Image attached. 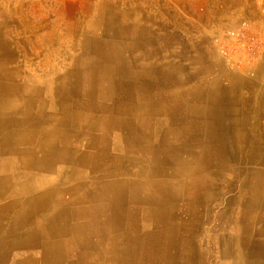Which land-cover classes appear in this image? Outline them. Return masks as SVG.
I'll use <instances>...</instances> for the list:
<instances>
[{
  "label": "crops",
  "instance_id": "crops-1",
  "mask_svg": "<svg viewBox=\"0 0 264 264\" xmlns=\"http://www.w3.org/2000/svg\"><path fill=\"white\" fill-rule=\"evenodd\" d=\"M2 7L0 264H155L160 254L145 249L160 239L141 235L158 208L190 222L172 240L179 264L193 263L194 244L214 264L230 239L264 262V222L247 213L264 216V175L239 172L264 168V55L211 61L200 45L189 55L192 44L174 33L165 45L82 34L73 52L43 23L9 39ZM179 41L183 60L154 59ZM254 180L255 191L243 186ZM236 226H245L239 236ZM130 229L137 239L123 236ZM130 243L137 252H125Z\"/></svg>",
  "mask_w": 264,
  "mask_h": 264
},
{
  "label": "rangeland",
  "instance_id": "rangeland-1",
  "mask_svg": "<svg viewBox=\"0 0 264 264\" xmlns=\"http://www.w3.org/2000/svg\"><path fill=\"white\" fill-rule=\"evenodd\" d=\"M1 4L13 33L9 39L34 35L43 23L45 31L58 30L62 44L73 52L81 50L78 43L100 7V20L106 24L125 13L130 21L143 14L141 23L153 36H163V45L170 44L168 38L174 33L192 44L191 56H197V45L211 61L234 62L264 55V0H0ZM110 37V43L119 42L114 39L117 35ZM171 49L175 54L164 50L154 59L170 61L179 54L178 59L183 60L180 41Z\"/></svg>",
  "mask_w": 264,
  "mask_h": 264
},
{
  "label": "bare ground",
  "instance_id": "bare-ground-1",
  "mask_svg": "<svg viewBox=\"0 0 264 264\" xmlns=\"http://www.w3.org/2000/svg\"><path fill=\"white\" fill-rule=\"evenodd\" d=\"M97 11L96 13H94L93 15V18H91V20L89 21L88 25L86 26V33L87 34H92V33H95V34H104V36H106L107 38H105L104 40L106 39H109L112 38L110 36L112 35H117V38H114L116 40H118L119 42L118 43H110L109 41V44L110 45H122V43L120 42L124 37L128 36V34H135V35H138V36H146V38L148 39L149 42H151L152 40H150L151 38H155L153 40H156V42L160 41L162 42V44L164 43L162 41L163 39V36L162 37H155V36H152V31L151 29L148 27H145L143 26V24L141 23L140 19H142L143 17V14H139L141 16H136L134 19H132V21H130V17L127 13H125L124 15L122 14L120 18H118V21H116L114 18H111L109 19L111 21V24L114 23V25H111L110 23L109 24H106L104 23L103 21L100 20V16H102V12L100 7L96 8ZM138 14V13H137ZM116 22H118L117 24H115ZM142 34V35H141ZM109 36V37H108ZM97 37V36H96ZM132 37V36H131ZM141 37V38H142ZM58 38V37H57ZM175 38V35H171L169 36L168 38V43H171L172 42V39ZM140 39V37H139ZM99 41L101 44H105L106 45V42H103L102 41V38H99ZM129 40V39H128ZM127 42V41H126ZM81 43V42H80ZM188 43V42H187ZM42 44V43H41ZM80 45V44H79ZM128 46V45H127ZM133 46V45H131ZM148 46V45H147ZM100 47V46H99ZM129 48V47H127ZM61 49V48H60ZM130 49V48H129ZM149 49V48H148ZM153 51V49H151ZM151 51V52H152ZM143 53V52H142ZM125 55V54H124ZM136 55V54H135ZM150 56V55H149ZM141 58V57H140ZM150 58V57H149ZM144 58H142L143 60ZM139 60V59H138ZM117 61V60H116ZM124 61V60H122ZM128 61V60H127ZM136 61V60H135ZM120 62V61H119ZM125 62V61H124ZM122 64V62H121ZM246 75V74H245ZM6 76V74H5ZM256 78V77H255ZM261 78V77H259ZM9 82V81H8ZM7 82V83H8ZM11 82V81H10ZM9 82V83H10ZM6 83V82H5ZM6 85V84H5ZM2 86L0 87V93H6L7 89L6 87L7 86ZM30 89V88H29ZM12 90V89H11ZM10 91V89H9ZM264 118V117H263ZM244 123V122H243ZM242 123V124H243ZM240 124V123H239ZM254 126H257L259 127L260 126V123H254L253 124ZM247 126V125H246ZM263 127V126H262ZM245 129V128H244ZM261 135V134H260ZM10 136V135H9ZM5 137V136H4ZM37 137V135H36ZM7 139V138H6ZM9 139V138H8ZM7 139V140H8ZM243 139V138H242ZM5 140V139H4ZM6 141V140H5ZM10 142V141H9ZM7 143V142H6ZM245 143V141H244ZM257 154V153H256ZM240 157V156H238ZM261 158V157H259ZM245 160V159H243ZM247 163V162H246ZM255 163V162H254ZM245 164V163H244ZM252 164H247L245 166H243L242 168V171H239V172H242L244 175H248L250 174L252 177L253 175L256 176V178L259 179V182L262 178V176L264 175V168H256L255 166H251ZM241 166V165H240ZM264 166V165H263ZM201 166L199 165H196L195 166V171L199 172L201 170L200 168ZM239 167V166H237ZM234 173V172H233ZM238 173V172H237ZM217 175V174H216ZM38 183H40L38 181ZM6 184V183H5ZM245 186V188H251L253 189V191H255L257 188H260V185L261 184H258V183H255V180H254V183L253 185L250 187L249 185H247V183L244 181L243 183ZM244 188V189H245ZM263 188V187H262ZM46 195V194H45ZM41 197V196H40ZM151 197H148V200H150ZM45 200V199H44ZM258 200V199H257ZM46 201H48L46 199ZM156 201L159 203L160 200H158V198H156ZM20 203V202H19ZM31 203V202H30ZM48 203V202H47ZM228 203V202H227ZM236 203V202H235ZM240 203V202H239ZM171 204V203H170ZM261 204V203H260ZM18 205V204H17ZM49 205V204H48ZM171 205H174V204H171ZM244 205V204H243ZM246 205V204H245ZM31 206V204H30ZM159 207H162L161 204L158 205ZM234 206V205H233ZM240 206V204H239ZM27 207V206H26ZM249 207H251V203L249 205ZM50 208V207H49ZM26 209V208H25ZM245 209V208H244ZM248 211L251 210V209H247ZM255 210V209H254ZM59 211V210H58ZM244 211V210H243ZM27 212V210H26ZM173 212V211H172ZM29 213V212H28ZM41 213V212H40ZM186 213V212H185ZM189 213H191V211H189ZM197 213V212H196ZM196 213H194V216H195V219H193V221H191V223L193 224L196 219H197V215ZM249 213V216L251 215V222L254 223L256 221H261L260 219L263 220L264 222V216H261L260 214H256L254 212H247ZM52 214V213H51ZM50 214V215H51ZM58 215V214H57ZM31 216V215H29ZM60 216V215H59ZM184 216V215H183ZM168 217H173L172 219L171 218H168ZM238 217L239 215H237L236 217L234 218H231L232 221L235 223V224H239L238 222ZM245 217V215H244ZM242 217V218H244ZM253 217V218H252ZM34 218V217H33ZM176 218V219H175ZM131 218L129 217V220L127 221L128 224H131L132 225V221L130 220ZM19 220V219H18ZM44 220V219H43ZM45 221V220H44ZM149 225H151L152 223L154 224V228L153 230H150L149 227L148 229H145L143 234L141 235V238L145 236V238H158L160 240H157V243L155 244H152L150 245L151 246V249H149V244H147V248L145 249V252L146 253H150V252H153L154 249L156 251V253H159L160 254V260L159 262L155 263V264H179L181 261L179 259H176V256L173 255L172 256V253H173V249H174V244H173V241L172 240H178V237H183L182 234H179L181 231L183 230H186V228L190 225V222L187 220V219H183V218H180V215L179 217L175 216V213H169V211H166V208H163V209H154L152 211H149L147 212L146 214V220H145ZM262 222V221H261ZM34 223V222H33ZM252 223H250L249 225H251ZM30 224V223H29ZM152 224V225H153ZM234 225V224H233ZM58 226V225H57ZM60 226V224H59ZM156 226V227H155ZM248 226V225H246ZM237 227V232H236V236H239L241 231L243 230L244 231V227L243 226L242 228L238 226ZM198 229V228H197ZM249 229V227H248ZM35 230V229H34ZM33 231V230H32ZM39 231V230H38ZM47 231V230H46ZM199 231V230H198ZM17 232V231H16ZM21 232V231H20ZM37 232V231H35ZM33 231V233H35ZM154 232L155 233H159L157 235H154ZM182 235V236H181ZM33 236V235H32ZM123 236L125 238L128 237V240H135L137 238H135L136 236L134 235V231L133 230H126V232H124ZM58 237V236H56ZM234 237V236H233ZM15 238V237H14ZM22 238H23V235H22ZM37 238V237H36ZM52 238V237H51ZM235 238V237H234ZM29 239V238H28ZM34 239V238H33ZM123 240V239H122ZM183 240H185V237L183 238ZM27 241V240H26ZM121 241V240H120ZM207 241V240H206ZM192 242V241H191ZM253 242V241H252ZM27 243V242H26ZM195 243V242H194ZM226 243V244H225ZM225 246H223L222 248V251L219 253L220 255H216L214 254L213 255V259L215 260V263L214 264H220V262H218V260L221 258V257H225V258H228L230 259L229 261V264H255V262H251L249 259V255L245 249V243H242L241 240H226L225 242ZM22 244V243H21ZM17 246V245H16ZM21 246V245H20ZM25 246V245H24ZM22 246V247H24ZM145 246V244H144ZM144 246H140V250H139V253H142V249ZM191 247V251H192V248L194 249L192 251V255H190V257H187V259H190L192 258V264H206L208 262V256L202 252H198V250L196 249L197 248V245L194 244V246H190ZM212 248H214V246H210ZM14 248V247H13ZM17 248V247H16ZM20 248V247H19ZM136 249L138 248H135V244L133 245V243H130L126 246V248L124 249L126 253H128L129 251H132V252H137ZM9 251V250H8ZM12 251V250H11ZM15 251V250H14ZM4 254V253H3ZM9 254V253H8ZM5 255V254H4ZM149 255V254H148ZM2 257V256H1ZM4 257V256H3ZM8 257V256H7ZM16 257V256H15ZM261 257V256H260ZM149 258V257H148ZM259 258V257H258ZM185 260V258H183ZM116 260V259H115ZM27 261V260H26ZM148 262H150L148 260ZM189 263V262H187ZM137 264H145L143 262V260H140L138 261ZM226 264V263H225ZM259 264H264V262H260Z\"/></svg>",
  "mask_w": 264,
  "mask_h": 264
}]
</instances>
